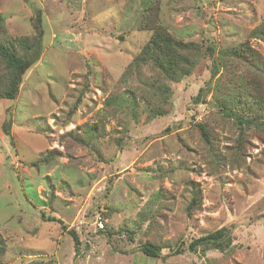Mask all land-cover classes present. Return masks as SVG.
Returning a JSON list of instances; mask_svg holds the SVG:
<instances>
[{"label": "rangeland", "instance_id": "1", "mask_svg": "<svg viewBox=\"0 0 264 264\" xmlns=\"http://www.w3.org/2000/svg\"><path fill=\"white\" fill-rule=\"evenodd\" d=\"M155 1L172 34L217 49L171 83L170 111L150 118L149 70L123 77L151 35L137 27L147 0H0L7 38L42 39L17 97L0 98V264H264V119L262 131L248 130L251 144L233 164L238 128L212 100L219 49L249 37L264 20V0ZM250 43L264 56V39ZM242 71L228 93H237ZM201 88L208 93L196 102ZM128 91L138 100L137 118L119 106ZM111 95L116 103L107 106ZM198 122L212 130V147ZM92 125L98 133L90 146L62 138ZM53 149L61 156L33 165ZM192 182L203 204L189 216ZM222 227L233 236L226 251L188 249ZM70 229L80 235L78 251ZM146 240L168 246L149 257L140 250Z\"/></svg>", "mask_w": 264, "mask_h": 264}, {"label": "trees", "instance_id": "2", "mask_svg": "<svg viewBox=\"0 0 264 264\" xmlns=\"http://www.w3.org/2000/svg\"><path fill=\"white\" fill-rule=\"evenodd\" d=\"M161 6L155 0H147L143 7V12L137 22L139 30L151 32L149 39L143 45L139 53L131 60L123 73L127 74L136 71L138 75L143 74L144 68L150 72V79L146 82L150 87V95L147 99L144 96L145 110L150 118L164 115L172 108L171 97L173 95L171 83H179L188 77L197 66L203 56L214 57L216 46L211 43L205 45L203 42L191 40L186 41L172 34L161 18ZM4 18L0 14V98L15 99L19 93V86L23 72L37 63L41 54L42 39L38 33L33 36H22L19 38H7L4 35ZM250 38L264 39V20L255 26L249 37L235 45L222 47L218 51L215 59V68L212 71L213 77H217L214 84L213 103L225 116L231 117L238 128V136L233 140L232 150L234 154L233 164H241L245 156L249 140L248 130L255 127L259 131L260 122L264 119V56L250 43ZM237 68H242V76L238 83L233 85L235 95L228 93V86L233 83V75ZM221 69L224 74L217 76ZM236 71V72H235ZM223 73V72H222ZM238 84V85H237ZM201 88L194 98L196 102L204 99L208 91ZM81 100V99H80ZM117 97L111 95L105 100L107 106L115 104ZM138 100L135 93L126 92L119 101V106L128 108L129 113L135 118L139 116ZM78 104L68 113L67 124L76 112ZM108 113V110H106ZM264 121V120H263ZM197 127L204 142L213 145L211 129L203 122H198ZM98 133L97 126L87 127L83 134L78 130L62 135L63 140L71 141V145L90 146L93 144L95 135ZM264 142L263 136L258 135ZM69 147V146H68ZM61 156L59 150L53 149L45 156L33 163L34 166L47 164ZM217 158L222 157L217 155ZM191 198L186 206L189 216L202 210L203 194L199 183L192 182ZM49 221H62L54 216H48ZM69 233L74 239L75 248L78 251L81 244L80 235L75 229H70ZM233 236L228 227H222L213 232L193 239L188 244V249L204 252L208 249H218L226 251L232 246ZM164 241L146 240L140 250L147 256L157 258L162 254V250L167 247ZM174 248V247H172ZM171 248V249H172ZM6 249V244L0 233V256ZM180 247L176 246L173 252L179 253Z\"/></svg>", "mask_w": 264, "mask_h": 264}, {"label": "built area", "instance_id": "3", "mask_svg": "<svg viewBox=\"0 0 264 264\" xmlns=\"http://www.w3.org/2000/svg\"><path fill=\"white\" fill-rule=\"evenodd\" d=\"M98 224L101 228L104 226L102 222H98Z\"/></svg>", "mask_w": 264, "mask_h": 264}]
</instances>
